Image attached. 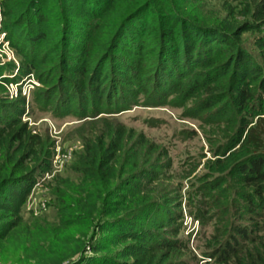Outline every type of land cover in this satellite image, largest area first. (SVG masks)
<instances>
[{"label": "trees", "instance_id": "obj_1", "mask_svg": "<svg viewBox=\"0 0 264 264\" xmlns=\"http://www.w3.org/2000/svg\"><path fill=\"white\" fill-rule=\"evenodd\" d=\"M207 4L3 0L2 27L22 60L21 73L2 81L36 75L48 89L28 114L74 116L92 127L84 129L73 176L52 179L55 219L25 221L23 206L38 174L51 169L53 143L22 120L21 90L20 102L0 99V253L32 264H264V64L242 45L251 32L264 57V0ZM191 100L189 117L225 127L213 162L224 171L206 178L187 204L212 228L201 257L190 234L172 240L161 232L185 228L183 210H175L182 195L171 200L158 187L173 167L170 150L119 120L134 105ZM234 207L251 224L228 216ZM179 251L192 262H177Z\"/></svg>", "mask_w": 264, "mask_h": 264}, {"label": "rangeland", "instance_id": "obj_2", "mask_svg": "<svg viewBox=\"0 0 264 264\" xmlns=\"http://www.w3.org/2000/svg\"><path fill=\"white\" fill-rule=\"evenodd\" d=\"M219 1L207 0V5L217 8ZM2 2L3 0H0V66L3 67L2 75L0 76V99H6L7 97L10 105L20 102L19 93L21 90V96H25L27 102L26 113L22 115V120L27 121L34 128V132L40 131L44 135L48 134L53 143L51 169L38 174L37 180L23 206L24 219L25 221L33 218L54 220L56 211L52 200V179L56 175L73 176L71 165L75 160L76 154L81 151L83 135L90 131L88 128L92 126L85 125L82 128V123H80L82 120L74 116L57 119L52 117L50 112L39 109L33 114H28L31 109L30 101L37 94L42 91L46 92L48 89L47 86L37 80L36 75L37 84L35 87L30 84L28 75L22 79L19 78L16 82L2 81L3 77L12 78L21 73L19 67L22 60L2 27L3 20L6 18ZM199 4L203 3L199 2ZM242 42L243 47L252 54L255 61L259 64H264V57L255 47L254 35L251 32L243 34ZM10 63H15L17 67L12 69V67L8 66ZM149 63L148 61L146 65ZM145 69L147 70V67ZM170 81L173 83L174 79ZM175 104L167 106L134 105L124 113L121 112L123 114L119 116V120L126 123L128 128L135 129L136 133L144 131L151 139L157 141L161 148L166 146L170 150L171 154L168 158L171 159L170 162L173 163V167L165 173L164 179L159 182L158 187L171 200L178 198L180 194L182 195V205L175 207V210H183L185 228L180 231L179 235H171L172 230L177 225H171L168 229L161 232H170L168 236L172 240H177L175 238L182 240L191 235L190 246L201 257V254L206 251L205 238L209 236L212 228H203L199 220L191 215L187 204L191 196H195L194 193L197 188L201 186L202 182L207 180L206 178L211 179L213 176L221 174V171H224L222 167L217 169L213 162L218 158L215 155L217 144L224 137L223 133L220 134L219 132L225 127L218 131L214 126L204 125L201 117H189L188 111L196 108L195 100H191L184 107ZM241 116L243 114H239V117ZM85 128H87L86 132H84ZM47 172H49V175H47ZM191 192L193 193L192 195ZM227 215L233 216L234 220L251 224L245 215L240 219L239 212L235 207L231 208V212L227 213ZM20 256L10 250H6L0 253V264H32L24 263ZM175 258L177 262L180 260L192 262V257L183 251H179Z\"/></svg>", "mask_w": 264, "mask_h": 264}, {"label": "built area", "instance_id": "obj_3", "mask_svg": "<svg viewBox=\"0 0 264 264\" xmlns=\"http://www.w3.org/2000/svg\"><path fill=\"white\" fill-rule=\"evenodd\" d=\"M28 77H29L28 79L30 80V84L33 87H35V85L37 84V80L35 79L34 75L33 74H30ZM48 173L49 172H47V175H49Z\"/></svg>", "mask_w": 264, "mask_h": 264}]
</instances>
